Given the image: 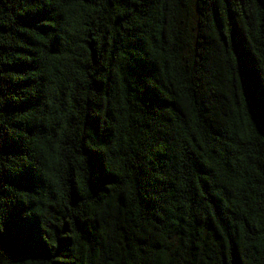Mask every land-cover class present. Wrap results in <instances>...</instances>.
I'll list each match as a JSON object with an SVG mask.
<instances>
[{"label": "trees", "instance_id": "trees-1", "mask_svg": "<svg viewBox=\"0 0 264 264\" xmlns=\"http://www.w3.org/2000/svg\"><path fill=\"white\" fill-rule=\"evenodd\" d=\"M0 264H264V0H0Z\"/></svg>", "mask_w": 264, "mask_h": 264}]
</instances>
